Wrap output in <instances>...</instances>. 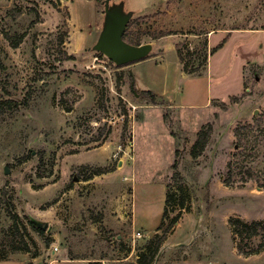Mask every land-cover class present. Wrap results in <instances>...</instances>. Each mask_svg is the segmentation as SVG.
Returning a JSON list of instances; mask_svg holds the SVG:
<instances>
[{
	"label": "rangeland",
	"instance_id": "374dc122",
	"mask_svg": "<svg viewBox=\"0 0 264 264\" xmlns=\"http://www.w3.org/2000/svg\"><path fill=\"white\" fill-rule=\"evenodd\" d=\"M58 1L0 0V264H264V0H109L124 65Z\"/></svg>",
	"mask_w": 264,
	"mask_h": 264
},
{
	"label": "water",
	"instance_id": "95a60500",
	"mask_svg": "<svg viewBox=\"0 0 264 264\" xmlns=\"http://www.w3.org/2000/svg\"><path fill=\"white\" fill-rule=\"evenodd\" d=\"M104 10V25L94 48L106 55L115 65H124L144 58L151 49V43L135 45L122 37L132 13L123 11L122 4L110 6L109 0H105Z\"/></svg>",
	"mask_w": 264,
	"mask_h": 264
},
{
	"label": "trees",
	"instance_id": "16d2710c",
	"mask_svg": "<svg viewBox=\"0 0 264 264\" xmlns=\"http://www.w3.org/2000/svg\"><path fill=\"white\" fill-rule=\"evenodd\" d=\"M235 28H238V27H234ZM230 32V31H229ZM228 32V33H229ZM229 34H226L221 40L220 42H218L215 46H213L211 49H210V54H212L213 52H215L216 50H218L219 48H221L224 43L227 41V37H228ZM123 39L131 44H135V45H139L141 44L142 42V38H141V35L135 33L133 31V29L131 28V25L130 23L128 22L127 25H126V29L122 35ZM202 61H203V64L199 67L198 69V72L197 73H193L192 70L190 69H187L186 67L183 68V71L185 72V74H188V75H201L204 73V71L207 69V55L206 53L202 56ZM197 71V70H196ZM141 95H148L150 97V100H151V104H165V103H161V102H157V96L155 95V93H153L151 90H142L140 92ZM18 102H16L15 104H17ZM175 165V163H174ZM96 262H99V261H89L88 264H97Z\"/></svg>",
	"mask_w": 264,
	"mask_h": 264
},
{
	"label": "crops",
	"instance_id": "0c3cea01",
	"mask_svg": "<svg viewBox=\"0 0 264 264\" xmlns=\"http://www.w3.org/2000/svg\"><path fill=\"white\" fill-rule=\"evenodd\" d=\"M237 32H242V31H237ZM243 32H261V31H259V30H254V31H243ZM231 35V34H230ZM228 40V39H227ZM227 42V41H226ZM225 42V43H226ZM225 43H224V45H225ZM223 45V46H224ZM222 46V47H223ZM175 106H178V105H175ZM74 260H69V259H62V260H59V261H57L56 259H52V260H50V262L48 263V264H54V263H60V264H65V263H69V262H73Z\"/></svg>",
	"mask_w": 264,
	"mask_h": 264
},
{
	"label": "built area",
	"instance_id": "2783aa9c",
	"mask_svg": "<svg viewBox=\"0 0 264 264\" xmlns=\"http://www.w3.org/2000/svg\"><path fill=\"white\" fill-rule=\"evenodd\" d=\"M96 59V58H95Z\"/></svg>",
	"mask_w": 264,
	"mask_h": 264
}]
</instances>
